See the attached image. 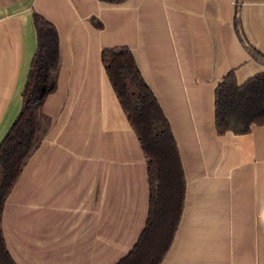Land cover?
Returning <instances> with one entry per match:
<instances>
[{"label": "crops", "instance_id": "obj_1", "mask_svg": "<svg viewBox=\"0 0 264 264\" xmlns=\"http://www.w3.org/2000/svg\"><path fill=\"white\" fill-rule=\"evenodd\" d=\"M264 0H0V141L21 107L36 12L59 61L39 110L41 140L5 199L1 229L17 264H113L148 209L146 162L105 74L103 48L126 46L166 116L185 178L159 264H264V123L217 134L214 89L264 65Z\"/></svg>", "mask_w": 264, "mask_h": 264}, {"label": "trees", "instance_id": "obj_2", "mask_svg": "<svg viewBox=\"0 0 264 264\" xmlns=\"http://www.w3.org/2000/svg\"><path fill=\"white\" fill-rule=\"evenodd\" d=\"M32 21L36 48L21 92V107L0 141V264H17L5 245L1 215L6 197L39 146V110L44 95L53 85L59 61L55 26L36 12ZM233 28L249 55L264 65V54L245 37L238 2L234 6ZM100 58L145 158L149 191L144 226L133 246L113 264H159L171 245L184 202L185 178L178 148L169 122L130 49L126 46L103 48ZM263 123L264 71L242 84L237 83L233 69L227 71L214 89L217 134H244Z\"/></svg>", "mask_w": 264, "mask_h": 264}]
</instances>
